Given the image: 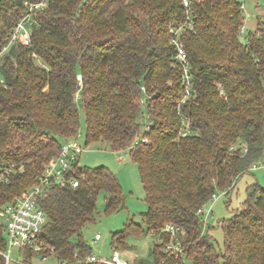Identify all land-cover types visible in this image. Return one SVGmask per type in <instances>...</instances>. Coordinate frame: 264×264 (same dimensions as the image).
Instances as JSON below:
<instances>
[{"label":"trees","instance_id":"16d2710c","mask_svg":"<svg viewBox=\"0 0 264 264\" xmlns=\"http://www.w3.org/2000/svg\"><path fill=\"white\" fill-rule=\"evenodd\" d=\"M24 1L0 0V50ZM242 12L239 0L193 1L194 27L181 34L192 74L187 94L169 31L185 19L182 0H49L37 9L30 44L1 55L0 167L11 169L0 206L37 182L85 116L86 142L129 150L146 194L143 222L130 218L112 232L114 250L132 234L152 232L160 242L134 264H264L263 185L247 184L242 204L218 221L224 248L205 233L199 213L264 157V20L243 38ZM143 106L149 139L134 143ZM75 169L78 185L53 182L38 199L48 216L41 237L59 259L90 253L83 229L96 220L100 191L106 210L125 204L107 166ZM168 223L180 226L175 235ZM177 238L185 256L166 249ZM0 249H7L1 220ZM20 250L26 261L36 253Z\"/></svg>","mask_w":264,"mask_h":264},{"label":"built area","instance_id":"2783aa9c","mask_svg":"<svg viewBox=\"0 0 264 264\" xmlns=\"http://www.w3.org/2000/svg\"><path fill=\"white\" fill-rule=\"evenodd\" d=\"M193 1L194 0H182L185 19L183 21L172 23L169 26V31L172 35V43L176 46L177 65L180 69L182 80L187 86V94L190 92L189 86L192 82V74L187 51L181 40V34L186 29H193L194 27ZM239 1L241 9H244V0ZM48 2L49 0L24 1L26 12L14 24L9 44L0 50L1 82L3 81V60L1 59V55L8 51L14 43H21L24 45L30 44L32 29L34 25L38 24L35 15L36 10L46 6ZM244 32L245 26L243 25L240 33L243 34ZM187 94L184 96L183 101L187 98ZM145 100L146 96H143L142 101L144 102ZM151 125L152 120L147 117L146 121H143L140 128L135 131L134 143L148 141L149 138L146 133L147 130L151 128ZM244 148L245 150L247 149V147ZM83 150L84 146L77 138L74 137L65 141L61 146V151L58 156L50 160L45 166L43 173L39 175L40 177L37 182L28 186L22 191L21 195L15 196L12 201L0 206V220L3 223L4 232L8 238V240L6 238L7 249H0V254L5 258V264H134L117 249L113 250L110 257H99L94 253L81 255L79 251H76L74 253L75 259H59L55 255L54 246H48L45 244L41 237V233L48 222V216L38 203L39 196L43 193L46 186L53 182L60 183L61 185L79 184L80 179L70 173L76 171L75 165L79 164ZM253 167H258V165L255 164ZM10 169L11 167L6 165L0 167V184L8 178ZM211 212L210 207L207 205L203 206L199 211L201 215L206 216L210 215ZM165 229L171 232L172 235H175L180 229V226L168 223ZM101 237V233L97 232L93 240H99ZM13 247L34 251L36 253L30 261H26L24 258L21 259L19 257L13 259L11 257ZM166 249L175 253L176 256H185V247L183 246L182 241L178 238L176 240H171L166 245ZM45 250H49L50 253H44Z\"/></svg>","mask_w":264,"mask_h":264},{"label":"rangeland","instance_id":"374dc122","mask_svg":"<svg viewBox=\"0 0 264 264\" xmlns=\"http://www.w3.org/2000/svg\"><path fill=\"white\" fill-rule=\"evenodd\" d=\"M244 2L245 6L242 13L247 33L255 31L258 18L264 20V0H244ZM246 33L242 34L243 38L246 37ZM143 109L145 111L143 110L141 120L145 122L147 116L144 106ZM75 138L84 146L79 167L107 166L117 175L123 189L125 204L120 208L109 211L105 208L106 192L100 191L97 198L96 220L83 229V237L91 246L90 253H94L99 257H110L115 249L112 244V232L123 228L130 218L139 223L143 222L142 214L148 208L139 166L133 160L129 150L117 151L101 141L87 143L85 116L81 118V127ZM256 163H258V167H252L239 176L229 194H223L221 190H218L208 205L212 212L208 216H202V220L208 222L205 233L219 248H224L225 241L223 228L218 224V221L231 215L242 204L246 196L247 184L257 181L264 186V157ZM27 184L29 183H26L25 186ZM97 232H100L102 237L94 241L93 237ZM4 237L7 238L5 232ZM158 242H160L159 237L153 235L152 232L140 235L132 234L126 239L127 247L121 246L118 251L137 263L138 259L149 257V252ZM20 251V248L13 247L11 257L13 259L18 257L23 259L20 256ZM30 259H32V256H30Z\"/></svg>","mask_w":264,"mask_h":264},{"label":"crops","instance_id":"0c3cea01","mask_svg":"<svg viewBox=\"0 0 264 264\" xmlns=\"http://www.w3.org/2000/svg\"><path fill=\"white\" fill-rule=\"evenodd\" d=\"M79 163H80V160H79ZM228 217V216H227ZM95 236V235H94ZM94 238V237H93ZM142 258H145V257H142Z\"/></svg>","mask_w":264,"mask_h":264}]
</instances>
